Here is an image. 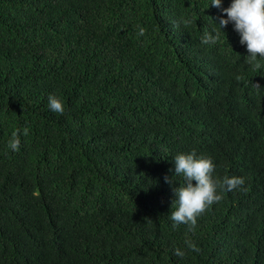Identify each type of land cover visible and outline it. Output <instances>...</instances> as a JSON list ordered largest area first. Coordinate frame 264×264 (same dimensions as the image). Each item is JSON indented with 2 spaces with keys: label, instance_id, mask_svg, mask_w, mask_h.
<instances>
[{
  "label": "trees",
  "instance_id": "16d2710c",
  "mask_svg": "<svg viewBox=\"0 0 264 264\" xmlns=\"http://www.w3.org/2000/svg\"><path fill=\"white\" fill-rule=\"evenodd\" d=\"M212 3L0 0V264H264V67ZM192 151L246 189L194 230L170 219Z\"/></svg>",
  "mask_w": 264,
  "mask_h": 264
},
{
  "label": "clouds",
  "instance_id": "9594fccd",
  "mask_svg": "<svg viewBox=\"0 0 264 264\" xmlns=\"http://www.w3.org/2000/svg\"><path fill=\"white\" fill-rule=\"evenodd\" d=\"M211 6L222 9L223 16L219 17V29L226 28L229 23L234 24V30L237 31L242 45H246L247 51L250 54L246 58V63L254 69L264 67L258 57L264 59V0H233L228 8H222V0H213ZM182 23L187 26L191 23L190 19H183ZM145 29H138V36L145 35ZM219 40V31L211 34L205 31L202 38V43L215 44ZM240 79V77H237ZM254 87L259 91L261 86L254 84ZM48 107L60 115L64 114V104L62 100L50 95ZM28 128L23 129V135H28ZM20 132L15 131L12 134V139L9 141V147L13 151H18L20 148ZM175 177H183V184L175 189L177 196L174 202L170 219L174 222L173 227L179 224L189 225L190 230H194L197 224V218L210 208L214 203L222 200V193L231 192L236 189L241 191L244 188L245 179L236 176H224L223 178L214 177L216 165L211 157L203 155L197 156L195 151L191 153L178 154L174 159ZM167 183H173L174 180H169L165 177ZM195 182V184L193 183ZM185 245L188 249L200 252L201 249L191 240H186ZM175 255L183 257L185 252L177 248Z\"/></svg>",
  "mask_w": 264,
  "mask_h": 264
}]
</instances>
